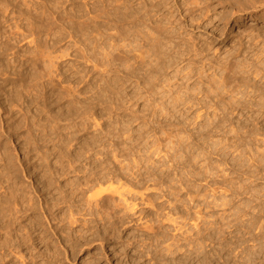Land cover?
<instances>
[{
    "label": "rangeland",
    "instance_id": "rangeland-1",
    "mask_svg": "<svg viewBox=\"0 0 264 264\" xmlns=\"http://www.w3.org/2000/svg\"><path fill=\"white\" fill-rule=\"evenodd\" d=\"M252 10L0 0V264H232L235 244L263 264Z\"/></svg>",
    "mask_w": 264,
    "mask_h": 264
},
{
    "label": "bare ground",
    "instance_id": "bare-ground-1",
    "mask_svg": "<svg viewBox=\"0 0 264 264\" xmlns=\"http://www.w3.org/2000/svg\"><path fill=\"white\" fill-rule=\"evenodd\" d=\"M257 1H258V0H257ZM260 3H261V2H260ZM248 15L250 16V18H249L250 20L264 21V15H263V13H257V11L252 10L251 12H249ZM226 67H228V65H227ZM251 67H252V66H251ZM245 68H246V67H245ZM255 69H256V68H255ZM255 69H254V70H255ZM244 70H245V69H244ZM259 71H260V69H259ZM246 72H247V71H246ZM248 73H249V72H248ZM263 73H264V72H263ZM222 75H223V74H222ZM254 75H255V74H254ZM223 76H225V75H223ZM256 76H257V75H256ZM244 77H245V76H244ZM187 78H188V77H187ZM215 78H216V77H215ZM210 79H211V78H210ZM210 79H209V80H210ZM215 80H216V79H215ZM215 80H213V81H215ZM226 80H227V79H226ZM166 81H168V80H166ZM201 81H202V80H201ZM211 82H212V81H211ZM172 83H173V82H172ZM168 84H169V83H168ZM203 84H204V83H203ZM207 84H208V83H207ZM215 84H216V83H215ZM177 85H178V84H177ZM212 85H213V84H212ZM216 85L218 86V84H216ZM168 86H169V85H168ZM171 86H173V85H171ZM207 86H208V85H207ZM214 86H215V85H214ZM226 86H227V85H226ZM255 86H256V85H255ZM259 86H260V85H259ZM204 87H205V85H204ZM220 87H222V88L224 89L223 84H222V86H221V84H220L219 88H220ZM181 88H182V87H181ZM208 88H209V87H208ZM219 88H218V89H219ZM164 89H165V88H164ZM171 89H172V88H171ZM174 89H175V88H174ZM167 90H168V89H167ZM169 90H170V89H169ZM186 90H187V89H186ZM203 90H204V89H203ZM226 90H227V89H226ZM209 91H210V89H209ZM223 91H224V90H223ZM173 92H174V91H173ZM204 92H205V91H204ZM228 92H229V91H228ZM228 92H227V93H228ZM252 92H253V91H252ZM211 93H212V92H211ZM213 93H214V92H213ZM238 93H239V92H238ZM238 93H236V94H238ZM167 94H168V93H167ZM171 94H172V93H171ZM180 94H181V93H180ZM236 94H235V95H236ZM165 95H166V94H165ZM169 95H170V94H169ZM214 95H215V93H214ZM220 95H221V94H220ZM171 96H172V95H171ZM179 96H180V95H179ZM206 96H207V95H206ZM216 96H217V94H216ZM218 96H219V95H218ZM236 96H237V95H236ZM180 97H182V95H181ZM213 97H215V96H213ZM172 98H173V97H172ZM174 98H175V97H174ZM176 98H177V97H176ZM182 98H183V97H182ZM239 98H240V97H239ZM239 98H238V99H239ZM178 99H179V98H178ZM180 99H181V98H180ZM238 99H237V100H238ZM170 100H171V98H170ZM172 100H173V99H172ZM183 100H184V99H183ZM201 100H202V99H201ZM231 100H232V99H231ZM233 100H234V99H233ZM235 100H236V99H235ZM240 100H241V99H239L238 102H240ZM181 101H182V100H181ZM186 101H187V100H186ZM186 101H185V102H186ZM190 101H191V100H190ZM195 101H196V100H195ZM203 101H204V100H203ZM179 102H180V101H179ZM219 102H220V101H219ZM234 102H235V101H234ZM236 102H237V101H236ZM236 102H235V104L238 103V102H237V103H236ZM242 102H243V100H242ZM176 103H177V102H176ZM183 103H184V102H183ZM243 103H244V102H243ZM167 104H168V103H167ZM170 104H171V103H170ZM187 104H188V103H187ZM233 104H234V103H233ZM241 104H242V103H241ZM168 105H169V104H168ZM183 105L186 106L185 104H183ZM183 105H182V106H183ZM193 105H194V104H193ZM193 105L191 104L190 107H192ZM207 105H208V104H207ZM207 105H206V107H207ZM221 105H222V104H221ZM160 106H161V105H160ZM160 106H159V108H160ZM172 106H173V105H172ZM187 106H188V105H187ZM196 106H197V104H196ZM211 106H212V105H211ZM222 106H223V105H222ZM231 106H232V104H231ZM188 107H189V106H188ZM188 107H187V108H188ZM193 107H195V106H193ZM202 107H203V106H202ZM202 107H201V108H202ZM213 107H214V106H213ZM213 107H212V108H213ZM232 107H233V106H232ZM175 108H176V107H175ZM187 108H186V109H187ZM210 108H211V107H210ZM214 108H215V107H214ZM177 109H178V108H177ZM188 109H189V108H188ZM191 109H192V108H191ZM195 109H196V108H195ZM195 109H194V110H195ZM217 109H218V108H217ZM222 109H223V108H222ZM162 110H163V109H162ZM164 110H165V109H164ZM160 111H161V110H160ZM181 111H182V110H181ZM196 111H198V110H196ZM217 111H218V110H217ZM222 111H223V110H222ZM229 111H230V109H229ZM185 113H186V112H185ZM195 113H197V112H195ZM199 113H200V111H199ZM180 114H181V113H180ZM200 115H201V114H200ZM220 116H221V115H220ZM196 117H197V115H196ZM220 118H221V117H220ZM222 120H223V119H222ZM215 122H216V121H215ZM218 122H219V121H218ZM219 123H220V122H219ZM220 124H221V123H220ZM178 126H179V124H178ZM179 143H180V142H179ZM171 148H172V147H171ZM171 148H170V149H171ZM176 149H177V148H176ZM171 150H172V149H171ZM178 150H179V149H178ZM176 151H177V150H176ZM177 152H178V151H177ZM171 153H172V152H171ZM176 154H177V153H176ZM188 154H189V153H188ZM178 155H179V154H178ZM180 155H181V154H180ZM180 155H179V156H180ZM184 155H185V154H184ZM185 156H186V155H185ZM167 157H168V156H167ZM169 157H170V156H169ZM171 157H172V155H171ZM174 158H175V157H174ZM179 158H180V157H179ZM192 158H193V157H192ZM179 161H180V160H179ZM184 163H185V161H184ZM201 163H202V162H201ZM176 166H177V165H176ZM178 166H179V165H178ZM170 168H172V167H170ZM169 172H170V170H169ZM194 177H195V176H194ZM189 179H190V178H189ZM192 182H193V181H192ZM84 190H85V189H84ZM123 190H124V189H123ZM123 190H122V191H123ZM213 190H214V189H213ZM124 191H125V190H124ZM126 191H127V190H126ZM128 191H129V190H128ZM212 192H213V191H212ZM78 193H79V192H78ZM83 195H84V194H83ZM88 195H89V194H88ZM91 195H92V194H91ZM12 196H13V195H12ZM14 196L16 197L17 195H14ZM14 196H13V197H14ZM89 196H90V195H89ZM89 196H87V198H88ZM93 196H94V195H93ZM95 196H97V194H95ZM98 196H99V195H98ZM13 197H12V198H13ZM81 197H83V196L81 195ZM81 197H80V198H81ZM87 198H86V199H87ZM91 198H92V196H91ZM91 198H88V200H89V199L91 200ZM94 198H95V197H94ZM94 198H92V200H93ZM78 199H79V197H78ZM81 199H82V198H81ZM83 199H84V198H83ZM16 200H17V199H16ZM88 200H87V201H88ZM90 200H89V202H90ZM94 200H95V199H94ZM85 202H86V201H85ZM87 203H88V202H87ZM87 203H86V205H88V206L91 204V202H90V204H87ZM29 205H30V204H29ZM27 207H28V206H27ZM68 207H69V206H68ZM197 211H198V210H197ZM195 212H196V211H195ZM197 216H198V215H197ZM251 218H252V217H251ZM251 218H250V219H251ZM196 219L198 220V217H196ZM193 220H194V219H193ZM193 220H192V221H193ZM195 221H196V220H195ZM252 222H253V221H252ZM195 223H196V222H195ZM197 224H198V223H197ZM197 224L194 225V227H196V229H197ZM194 227H193V228H194ZM191 228H192V227H191ZM213 228H214V227H213ZM198 229H199V227H198ZM195 231H196V230H195ZM200 231H201V230H200ZM212 231H213V229H212ZM197 232H198V231H197ZM198 233H199V232H198ZM211 233H212V232H211ZM196 234H197V233H196ZM208 234H209V233H208ZM210 235H211V234H210ZM26 237H27V236H26ZM198 237H199V236H198ZM29 238H30V237H29ZM24 239H25V238H24ZM28 240H29V239H28ZM39 240H40V239H39ZM237 242H238V241H237ZM232 243H233V242H232ZM234 243H235V242H234ZM232 246H233V244H232ZM238 247H239V245H236V244H235V246H233L234 253H233V256H232V262H233L232 264H251L252 262L249 261V259H250V258H249L250 255H248L249 253L247 254V252H245L244 249H243L242 255L240 256V253H241V252H239V248H238ZM233 249H232V250H233ZM241 250H242V248H241ZM245 250H246V249H245ZM250 254H251V253H250ZM251 256H254V255H251ZM253 258H254V257H253ZM251 259H252V258H251ZM253 263H254V262H253ZM253 263H252V264H253ZM262 263L264 264V261H263V260H262ZM254 264H255V263H254Z\"/></svg>",
    "mask_w": 264,
    "mask_h": 264
}]
</instances>
